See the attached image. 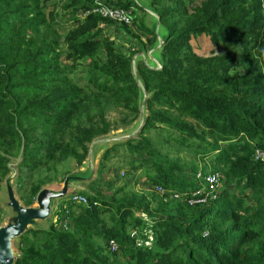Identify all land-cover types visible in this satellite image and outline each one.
Listing matches in <instances>:
<instances>
[{
    "label": "trees",
    "instance_id": "trees-1",
    "mask_svg": "<svg viewBox=\"0 0 264 264\" xmlns=\"http://www.w3.org/2000/svg\"><path fill=\"white\" fill-rule=\"evenodd\" d=\"M44 1L0 0V191L20 157L16 185L27 178L20 199L31 205L42 186L71 172V160L83 166L92 140L136 129L143 101L135 135L95 146V154L105 147L97 173L123 150L127 172L142 168L164 194L151 193V206L143 194L106 196L90 184L79 191L87 204L59 205L66 227L51 220L17 237L13 264H264V161L254 157L264 148V0H149L157 16L139 21L141 34L117 23L120 45L102 34L112 20L84 15L94 0L64 1L73 24L61 34ZM135 3L117 1L131 9V23L143 8ZM199 35L221 51H194ZM79 72L86 81L74 78ZM154 128L209 153L210 165L190 162L187 172L146 134ZM207 172L219 173L220 192L189 205Z\"/></svg>",
    "mask_w": 264,
    "mask_h": 264
},
{
    "label": "rangeland",
    "instance_id": "rangeland-1",
    "mask_svg": "<svg viewBox=\"0 0 264 264\" xmlns=\"http://www.w3.org/2000/svg\"><path fill=\"white\" fill-rule=\"evenodd\" d=\"M65 0H45L46 6H45V12H49L50 10H53L54 12V28L58 31V33L64 32L65 29L69 28L73 23L69 19V14L66 13L63 9V3ZM135 4H143V8H137V10L134 12V22L131 23L128 26L129 30L134 32V33H142V31L139 29L140 27L138 26L139 21L144 20V22L147 24L151 20V15L157 16L155 13H153L149 6H148V1L149 0H135ZM201 0H191L188 4H186L188 7H190L192 4H198ZM118 24L115 22H110L106 23L103 22L101 23L100 26H102V34L108 35L110 37H113L115 40L116 45H120V41L117 38L118 36L125 37V34L123 32L119 31V27L117 26ZM144 38V36L142 37ZM132 43L136 44L134 40ZM191 44L194 49V51L198 52L199 54L207 55L211 53L212 51L219 52L221 51L220 48H215L212 46L210 39L208 36L205 35H199L197 37H193L191 39ZM126 49V46H124ZM150 52H148V55ZM137 56V55H136ZM86 60V59H84ZM61 61L64 62L63 58H61ZM76 80L79 82H84L87 80V73L82 72V73H77L74 77ZM111 115H115L114 112H111ZM120 129L110 131L108 133V136L115 139L117 138V133L120 132ZM201 129H198L200 131ZM146 134H149L151 137L154 138V140L157 141L158 146L161 148V150L169 156H175L179 155L182 159H180L181 163L185 164V170L187 172H190V168L188 167L190 162H194L197 164L198 169H200L204 164L210 165L208 157L210 156L209 153L205 154L204 157H202L200 154H195L194 151L186 149V147H180L177 145V142L174 141L170 137H166L167 134H170V136H177L176 132H171L170 129L168 130H159V129H151L149 132H146ZM123 140V139H122ZM120 141V140H117ZM114 142V141H113ZM112 143V142H110ZM109 143V144H110ZM199 142L196 140L195 141V146H198ZM105 147H102L100 150H98L94 164H93V173L90 177L83 179V180H78V181H72V189H70V193L72 192H79L81 190L87 189L90 184H93L94 188L101 192V194L109 196L113 193V191L118 190V194H121L122 192H127V193H137V194H143L146 197L150 199L151 206H155L157 204V200H154L153 198L150 197L151 193H155V195H159L156 190L154 189L155 185H152L148 182V179L144 175V172L141 169H138L136 171H131L127 172L129 170L130 164L126 162V157L122 155L124 151H118L112 154L111 157H109L108 160L105 161V166L101 168V172L97 173V167H98V161L101 159V154ZM128 156V155H127ZM20 157H17L15 161H12V167L15 168V171H11L9 175L13 174L11 178V185L15 194V197L19 200V202L23 206L25 205L21 199H20V193L24 192L25 188L28 186V183L26 182L27 178L24 177L25 183L21 184V187H17L16 185V176H17V166L19 164ZM88 161L87 158L85 160V163L83 166L76 167L73 164V161L71 160L67 166L68 167H73L71 172L73 171H80V170H85L87 168ZM59 178L53 180L50 183L45 184L43 187H48V188H60L63 183V179L61 180L62 173H58ZM66 176V175H65ZM64 176V177H65ZM61 180V181H58ZM3 184V183H2ZM220 186L216 189L218 192H220V188L222 186V182L219 183ZM231 187V186H230ZM5 189L2 188L0 191V204L2 205L3 201L6 200V192L4 191ZM216 191V192H217ZM69 193V194H70ZM177 193V192H174ZM174 193L171 195L174 197ZM178 194V193H177ZM163 195V194H162ZM160 196V195H159ZM68 195L61 198V199H56L51 202V213L50 216L45 219L40 221L39 223L41 226H46L51 220H53L54 217V206L58 205H63V202H65V199H67ZM216 197V196H215ZM211 197V198H215ZM167 198V197H166ZM211 198H208L207 200H210ZM206 200V201H207ZM187 201V200H186ZM36 202L31 204V206H35ZM190 205V204H189ZM2 211H0V216L2 217V221L0 222V225L5 224L7 218L9 217L10 209L7 206L2 205ZM138 214V213H136ZM144 218L149 219L146 215H142ZM18 238H14L12 240V248L14 252V256L16 257L18 254V249H17V243H18ZM150 244V241H148L147 245ZM115 252V251H114Z\"/></svg>",
    "mask_w": 264,
    "mask_h": 264
},
{
    "label": "water",
    "instance_id": "water-1",
    "mask_svg": "<svg viewBox=\"0 0 264 264\" xmlns=\"http://www.w3.org/2000/svg\"><path fill=\"white\" fill-rule=\"evenodd\" d=\"M135 57L132 59L133 73L136 78H138L135 68ZM138 84L141 86V82L138 80ZM140 118L141 122L139 126L132 131H121L117 133V138L113 139L108 135L103 138H97L91 141L89 145V151L87 156L88 165L85 170L73 171L68 174L63 179L62 186L60 188H48L43 187L37 192L35 196V206H23L19 200L15 197L12 185L11 178L13 174L7 175L3 181L4 191L6 192V200L3 201L2 205L7 206L10 209V215L6 220L5 224L0 225V264H13L15 260L12 240L29 227H40L39 223L42 220L47 219L51 213V202L56 199H61L67 196L72 189L71 182L83 180L90 177L93 173V164L96 157L94 152L95 146L104 144L106 142L110 143L113 141L121 140L135 135L143 124L144 112H143V101L140 108ZM102 148V147H101ZM100 148V149H101ZM98 149V150H100ZM11 171H15V168L12 167V162L8 165ZM10 171V172H11Z\"/></svg>",
    "mask_w": 264,
    "mask_h": 264
},
{
    "label": "built area",
    "instance_id": "built-area-1",
    "mask_svg": "<svg viewBox=\"0 0 264 264\" xmlns=\"http://www.w3.org/2000/svg\"><path fill=\"white\" fill-rule=\"evenodd\" d=\"M118 0H94L91 7L86 10L85 14L88 13H95L101 16L102 18H107L112 20L115 23H121V24H130L132 12L131 9L124 8L122 6H119L117 4ZM254 157L256 159H260L261 161H264V148H256L254 151ZM200 173H198L197 177H200ZM201 178L204 180L205 187L198 188L195 192H193V195L188 197L187 203L190 205L195 204H201L206 202L208 198L215 197L216 196V189L220 186V180H219V173L214 172L210 173L207 172L205 175L201 176ZM156 192H158L160 195L164 194V189L161 186H155ZM179 195L177 193H174V197H178ZM71 204H87L88 200L86 196L82 193H79L77 191L72 192V194H68V197L65 201V203L62 205L63 208L67 207V205ZM96 204V202H94ZM62 209L58 206H54V217L53 221H56L59 219L60 222H58L60 225L66 227L69 223V219L67 217H64L62 219L59 218L57 211L60 212ZM65 213H68V210L65 209ZM132 234H134V231H131ZM137 243L140 244L141 241L137 240ZM147 241L145 244L147 245ZM108 247L111 252H114L117 250V243L110 239L108 241Z\"/></svg>",
    "mask_w": 264,
    "mask_h": 264
}]
</instances>
